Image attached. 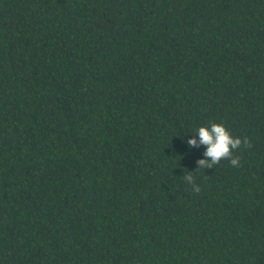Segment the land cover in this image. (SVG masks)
Instances as JSON below:
<instances>
[{"label":"trees","instance_id":"obj_1","mask_svg":"<svg viewBox=\"0 0 264 264\" xmlns=\"http://www.w3.org/2000/svg\"><path fill=\"white\" fill-rule=\"evenodd\" d=\"M0 264H264V0H0Z\"/></svg>","mask_w":264,"mask_h":264},{"label":"clouds","instance_id":"obj_2","mask_svg":"<svg viewBox=\"0 0 264 264\" xmlns=\"http://www.w3.org/2000/svg\"><path fill=\"white\" fill-rule=\"evenodd\" d=\"M188 146L197 144L204 146L202 157L197 161V168H212L222 159L227 158L233 167L239 166V157L233 153L243 144L250 146L247 137L233 135L223 122H211L200 125L186 141ZM185 181L192 186V190L198 192L199 186L195 183L192 171L185 175Z\"/></svg>","mask_w":264,"mask_h":264}]
</instances>
